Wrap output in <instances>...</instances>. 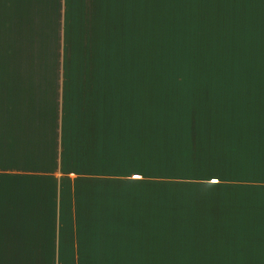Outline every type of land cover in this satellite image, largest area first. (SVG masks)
<instances>
[{
    "label": "clouds",
    "instance_id": "obj_1",
    "mask_svg": "<svg viewBox=\"0 0 264 264\" xmlns=\"http://www.w3.org/2000/svg\"><path fill=\"white\" fill-rule=\"evenodd\" d=\"M0 264H264V0H0Z\"/></svg>",
    "mask_w": 264,
    "mask_h": 264
},
{
    "label": "crops",
    "instance_id": "obj_2",
    "mask_svg": "<svg viewBox=\"0 0 264 264\" xmlns=\"http://www.w3.org/2000/svg\"><path fill=\"white\" fill-rule=\"evenodd\" d=\"M59 170H60V164H59V159H58V161H57V173L59 172Z\"/></svg>",
    "mask_w": 264,
    "mask_h": 264
}]
</instances>
